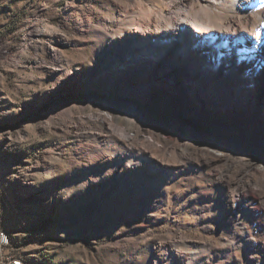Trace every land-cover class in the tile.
Returning <instances> with one entry per match:
<instances>
[{
	"label": "rangeland",
	"instance_id": "obj_1",
	"mask_svg": "<svg viewBox=\"0 0 264 264\" xmlns=\"http://www.w3.org/2000/svg\"><path fill=\"white\" fill-rule=\"evenodd\" d=\"M172 1L0 0V223L27 264H264L261 181L237 185L264 168V6Z\"/></svg>",
	"mask_w": 264,
	"mask_h": 264
},
{
	"label": "bare ground",
	"instance_id": "obj_2",
	"mask_svg": "<svg viewBox=\"0 0 264 264\" xmlns=\"http://www.w3.org/2000/svg\"><path fill=\"white\" fill-rule=\"evenodd\" d=\"M163 1H169V0H163ZM191 2H192V4H195L196 7H200L202 9H204L205 11H207V13L208 12H210L212 14L219 13L222 15L223 18H224L223 9H226V8L236 9L237 3L244 5V6L247 4H252V3L259 5V6H264V0H191ZM168 3H169L168 5H166L167 3L165 4L166 5V6H164L165 8H162L159 11H155V12L159 13V15L161 16L162 19L163 18L166 19L167 15H170V13H171L170 10H171V5L173 4V1L170 0V2H168ZM140 8H142V7H140ZM152 13L153 12H151V13L149 12V14L148 13L146 14V15H148L147 17H144V18L141 17V18L135 20V24L137 26L143 27V26L148 25L150 22H153L155 19L153 17L154 13L153 14ZM205 19L209 23L210 17L208 15L205 16ZM191 26H192L191 24L186 23V26H185L186 28L184 29V31L182 33H180V37H181L180 45L181 46H185L186 44H187V46L188 45L191 46L194 43V39L192 38V35L196 36L197 33L199 34L198 39L203 38V35L205 34L203 32V30L202 29H200V30L194 29L193 30L192 29L193 27H191ZM136 32L141 33L139 30H135V33ZM141 34H143V32ZM253 41H254V39L252 40V38L250 37V34L249 35L248 34H242V35L238 36L237 38H235L233 40V42L231 43V46H230V48L232 50L231 51L232 55H234L235 53H237L240 50L250 49V48L254 47ZM136 44L139 47H144L145 42H141V39H139V41ZM205 49H206L205 45L201 46L200 52L198 51L199 53L197 55H195L194 57L195 58L202 57L203 51ZM161 71H162V76H164L165 79H168V80L171 79V73L163 75V73H165L166 71H164V68H163V70L161 69ZM177 83H179L180 87L183 89L193 90V87H192L193 86L192 85L193 84V78H192V75L189 73V70H186L183 72L181 81H179ZM259 171H260L259 174L261 175V177H259V178L256 177L255 175L254 176L248 175V173L240 174L237 178V185L250 188L252 185L256 186V184H254V183L261 181L259 189L261 191H263L264 190V168L261 167L259 169ZM239 193H240V191H239ZM261 195L264 196V191L261 193ZM0 233H1L2 240L8 241V246L13 247L12 238H11L10 234L4 229V227L2 226L1 223H0ZM18 263L19 264H27L26 260L22 256H20L19 254H18Z\"/></svg>",
	"mask_w": 264,
	"mask_h": 264
},
{
	"label": "built area",
	"instance_id": "obj_3",
	"mask_svg": "<svg viewBox=\"0 0 264 264\" xmlns=\"http://www.w3.org/2000/svg\"><path fill=\"white\" fill-rule=\"evenodd\" d=\"M0 264H19L18 254L8 241H3L0 233Z\"/></svg>",
	"mask_w": 264,
	"mask_h": 264
}]
</instances>
